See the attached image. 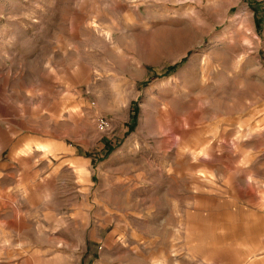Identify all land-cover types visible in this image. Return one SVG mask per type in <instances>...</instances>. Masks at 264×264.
I'll return each instance as SVG.
<instances>
[{
	"label": "rangeland",
	"instance_id": "rangeland-1",
	"mask_svg": "<svg viewBox=\"0 0 264 264\" xmlns=\"http://www.w3.org/2000/svg\"><path fill=\"white\" fill-rule=\"evenodd\" d=\"M0 264H264V0H0Z\"/></svg>",
	"mask_w": 264,
	"mask_h": 264
}]
</instances>
